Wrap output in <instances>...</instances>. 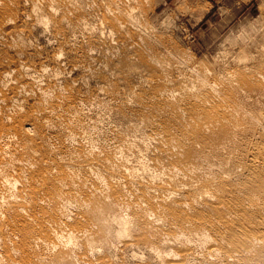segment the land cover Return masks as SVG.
<instances>
[{
	"label": "rangeland",
	"instance_id": "374dc122",
	"mask_svg": "<svg viewBox=\"0 0 264 264\" xmlns=\"http://www.w3.org/2000/svg\"><path fill=\"white\" fill-rule=\"evenodd\" d=\"M263 41L264 0H0V80L5 65L18 62L31 68L46 66L42 83L52 85L44 100L35 94L36 87L20 99L18 117L15 108L0 107V123L18 127L30 113L39 111L43 102L51 103L61 113L62 125L77 127L73 139L85 150L110 156L115 172L136 169L135 176H128L130 183L117 185L113 178L99 176L100 187L110 182L125 199H139L149 218L155 211L153 205L158 211L166 210L156 222L162 231L172 232L168 212L181 210L171 199L183 198L187 192L181 189L148 205L143 199L151 198L149 194L139 195L135 190V180L149 178L150 167L174 163L160 151L158 142L147 136V123L175 122L172 115L160 112L163 100L153 96L168 78L212 80L225 73H252ZM57 52L59 58L54 62ZM11 75V82L26 81L14 65ZM176 85L177 81L171 83ZM3 90L9 94L7 87ZM238 94L243 96L240 91ZM250 94L243 107L262 112L264 97ZM43 120L38 119L26 135L16 136L18 144L40 146L41 156L51 154L49 143L66 141L64 135L40 128ZM75 154L66 149L57 156ZM194 185L191 193L204 203L193 214H211L207 207L211 199L201 192L206 182L198 180ZM80 216L93 225L89 240L56 248L51 259L35 264H160L156 248L167 253L179 246L177 240L162 243L164 233L143 232V219L117 210L115 202H100ZM69 222L80 226L72 219ZM13 229L17 232V227ZM11 232H0V243L17 264L50 252L48 247L25 249L26 239L19 234L9 237ZM127 238L138 241V246H127Z\"/></svg>",
	"mask_w": 264,
	"mask_h": 264
},
{
	"label": "bare ground",
	"instance_id": "6f19581e",
	"mask_svg": "<svg viewBox=\"0 0 264 264\" xmlns=\"http://www.w3.org/2000/svg\"><path fill=\"white\" fill-rule=\"evenodd\" d=\"M48 5L54 10L51 3ZM58 58L57 52L52 60L56 62ZM12 65L25 82H11ZM46 71L44 65H5L0 80V107L15 108L18 117L20 99L33 87L37 97L44 100L52 86L42 83ZM174 81L178 85L171 86ZM239 91L243 96L237 95ZM250 93L264 97V41L252 73H225L212 80L168 78L153 96L163 100L160 112L172 115L175 122L151 121L147 123V136L157 141L160 151L174 163L165 168L150 167V177L145 181L137 178L135 190L140 191L139 195L149 194L151 198L143 199L148 205L181 189L187 192L183 198L171 199L181 210L168 212L172 232L162 231L156 222L166 210L158 211L153 205L155 211L149 218L146 205L139 199H125L110 182L100 187L99 176L113 178L117 185L130 183L128 176H135L136 169L120 168L115 172L110 156L85 150L73 139L77 127L62 125L61 113L51 103L43 102L40 110L30 113L18 127L0 123V232L11 230L9 237H24L25 249L48 247L50 252L24 261L35 264L37 260L51 259L56 248L64 249L79 239L87 242L93 225L80 213L107 201L115 202L119 211L141 217L142 231L164 233L162 243L179 241L178 248L167 253L156 248L160 264H264V107L260 113L245 109L243 104ZM40 118L44 119L40 128L66 138L63 143L47 145L50 155L41 156L40 146L22 145L16 140L17 135H26L30 127H35ZM66 149L76 154L57 156ZM198 180L206 182L201 192L211 199L207 203L211 214L206 216L193 214L204 203L191 193ZM70 219L80 226L72 225ZM125 244L135 249L139 242L127 238ZM0 249L6 252L0 251V264H17L3 243Z\"/></svg>",
	"mask_w": 264,
	"mask_h": 264
}]
</instances>
